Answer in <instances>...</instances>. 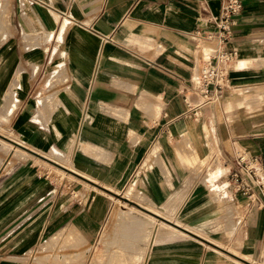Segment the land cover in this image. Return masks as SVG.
<instances>
[{"label": "crops", "instance_id": "0c3cea01", "mask_svg": "<svg viewBox=\"0 0 264 264\" xmlns=\"http://www.w3.org/2000/svg\"><path fill=\"white\" fill-rule=\"evenodd\" d=\"M243 2L232 37L197 50L220 0H0V138L99 185L0 169V264H89L88 246L95 264H264V189L229 183L240 151L264 162V0ZM220 50L231 86L204 102Z\"/></svg>", "mask_w": 264, "mask_h": 264}, {"label": "built area", "instance_id": "2783aa9c", "mask_svg": "<svg viewBox=\"0 0 264 264\" xmlns=\"http://www.w3.org/2000/svg\"><path fill=\"white\" fill-rule=\"evenodd\" d=\"M220 3L219 15L211 18L214 27L212 29L197 28L192 33L197 50L202 48L201 40L203 39L217 38L225 42L232 37L237 17L244 10V2L243 0H220ZM236 59L237 53L234 50H220L212 57L202 58L197 82L204 102L213 100L231 86L230 67ZM229 183L235 191L247 194L254 199L253 185L258 184L264 189V162L257 155L240 151L237 155V166L229 174Z\"/></svg>", "mask_w": 264, "mask_h": 264}, {"label": "rangeland", "instance_id": "374dc122", "mask_svg": "<svg viewBox=\"0 0 264 264\" xmlns=\"http://www.w3.org/2000/svg\"><path fill=\"white\" fill-rule=\"evenodd\" d=\"M9 10V5H8V9ZM4 119H6L7 117H3ZM1 118V119H3ZM0 133L5 134L9 137H13V135L10 134V132L8 131V129L1 127L0 124ZM0 149L5 151L6 154V159L1 162L0 164V169L1 171H8L11 170L16 162L22 161L24 163V165L27 164L28 160H30L32 158V162H33V166L34 168H39L41 170V172H45L46 174L49 175V179L51 182H53V184L56 185H77V184H84V185H90V182H86L84 179H80V177L75 176L69 172H67V170H65L64 168L52 163V162H47L45 161V159L35 156L31 153H28L27 151H24L22 149H20L19 147H15L14 144H9V142L4 141L0 138ZM14 145V146H13ZM6 146V149H5ZM16 148V149H15ZM45 156L48 157H53L56 158L59 162L67 165L68 167L71 166L72 162H71V158H66L64 155H62L61 153L54 151V152H50V153H44ZM98 191H100L99 189H96ZM101 192V191H100ZM123 193V192H122ZM122 195H128V193H123ZM110 198L116 202H118V204H124L125 206H130L129 203L124 202L122 199H119L117 197H113L111 195ZM119 207V206H118ZM131 210L137 212V213H141V214H145L143 211L132 207L131 206ZM119 212L121 211V207L118 208ZM152 220L156 223H159L163 226H166L164 223L158 221L157 219H153ZM79 242H72L71 246L73 249H77ZM94 247H90L88 246V252L87 253H77L75 254L76 259L78 260L80 258L81 255H83L84 259H87V261L89 262V264H95V258L96 256L99 254ZM98 253V254H97ZM117 258V257H116ZM119 260L123 261V259L125 260L126 258H123L122 255L121 257H118ZM141 258L140 257H136L135 261L136 263L140 262ZM118 261V260H115ZM120 261V262H121ZM110 263V258L109 261Z\"/></svg>", "mask_w": 264, "mask_h": 264}, {"label": "water", "instance_id": "95a60500", "mask_svg": "<svg viewBox=\"0 0 264 264\" xmlns=\"http://www.w3.org/2000/svg\"><path fill=\"white\" fill-rule=\"evenodd\" d=\"M18 145H19V144H18ZM20 146H21V145H20ZM21 147H23L24 149H27V148H25L24 146H21ZM30 152L33 153V154H35V155H37L38 157H41V158H43V159H45V160H47V161H49V162H52V163H54V164H56V165H58V166L64 168L65 170H67V171H69V172H72V173L75 174L76 176H78V177H80V178H82V179H84V180H86V181H88V182H90V183H93V184H95V185H98V184H96L95 182L89 180L88 178H85L84 176L80 175L79 173H77V172H75V171H72V170H70L69 168H67V167H65V166H62L61 164H59L58 162H55L54 160H51V159L48 158L47 156H44V155H42V154H39V153L34 152V151H31V150H30ZM98 186H99V185H98ZM107 191H109V190H107ZM114 195L123 198V196H121V195H119V194H115V193H114ZM124 199L127 200V198H124ZM146 211H148V210H146ZM148 212L151 213V214H153V215H156V214H154L153 212H150V211H148ZM156 216H157V215H156Z\"/></svg>", "mask_w": 264, "mask_h": 264}, {"label": "bare ground", "instance_id": "6f19581e", "mask_svg": "<svg viewBox=\"0 0 264 264\" xmlns=\"http://www.w3.org/2000/svg\"><path fill=\"white\" fill-rule=\"evenodd\" d=\"M4 119V118H3ZM9 144H11V143H9ZM23 144V143H22ZM14 146V145H13ZM16 147V146H15ZM16 149V148H15ZM21 149V148H20ZM22 150H24V149H22ZM24 151H26V150H24ZM48 157V156H47ZM48 158H50L51 160H54L55 162H58L59 164H61L62 166H65V167H67V168H69L70 170H72L70 167H68L67 165H65V164H63V163H61V162H59L56 158H53V157H48ZM45 161H47V160H45ZM47 162H49V161H47ZM50 163V162H49ZM72 171H75L76 172V170H72ZM67 172H69V171H67ZM216 172V171H215ZM69 173H71V174H73L72 172H69ZM214 173V172H213ZM216 174V173H215ZM73 175H75V174H73ZM76 176V175H75ZM87 177H89V176H87ZM211 178V177H210ZM217 178V177H216ZM81 179V178H80ZM87 182V181H86ZM213 183V182H212ZM133 188V187H132ZM136 201V200H135ZM142 203V202H141ZM147 207H149V206H147ZM151 207V206H150ZM151 209V208H150ZM154 209V208H153ZM153 209H151V210H153ZM157 211V210H156ZM155 211V212H156ZM159 211V210H158ZM160 212V211H159ZM159 212H157V213H159ZM148 214V213H147ZM159 215H160V213H159ZM168 215V214H167ZM151 216V215H150ZM170 216V215H169ZM172 217V216H171ZM172 219V218H171ZM174 229V228H173ZM151 237V236H150Z\"/></svg>", "mask_w": 264, "mask_h": 264}]
</instances>
